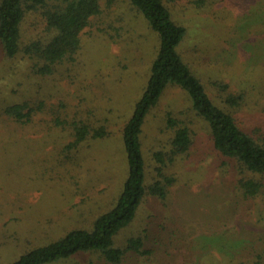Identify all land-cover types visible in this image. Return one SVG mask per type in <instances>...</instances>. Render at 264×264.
I'll use <instances>...</instances> for the list:
<instances>
[{
	"label": "rangeland",
	"instance_id": "rangeland-1",
	"mask_svg": "<svg viewBox=\"0 0 264 264\" xmlns=\"http://www.w3.org/2000/svg\"><path fill=\"white\" fill-rule=\"evenodd\" d=\"M63 2L47 0L48 7ZM163 2L186 28L177 51L214 104L251 136L264 137V0ZM100 8L75 59L51 75H35L26 55L8 59L0 46V107L25 102L32 110L25 122L0 112V264L72 230H92L122 193L129 171L123 129L147 87L160 37L129 0H101ZM49 35L41 12L28 13L21 44ZM241 92V108L225 102ZM192 104L169 83L145 118L146 186L158 178L155 153H170L178 129L188 128L191 146L165 160L162 175L175 178L166 197L146 195L114 236L120 248L141 236L147 251H128L121 264H264V191L247 198L239 183H264V175L221 155ZM81 124L105 135L75 146ZM49 264L106 263L98 252H79Z\"/></svg>",
	"mask_w": 264,
	"mask_h": 264
},
{
	"label": "trees",
	"instance_id": "trees-1",
	"mask_svg": "<svg viewBox=\"0 0 264 264\" xmlns=\"http://www.w3.org/2000/svg\"><path fill=\"white\" fill-rule=\"evenodd\" d=\"M101 0H64L62 4L48 7L47 0H1L0 46L8 59L20 53L33 62L35 75H51L64 61H71L81 47V33L91 23V18L101 13ZM140 11L149 26L159 34L160 44L151 66L147 87L136 103L134 113L123 129V140L128 160V176L116 205L101 215L92 230H72L64 237L35 248L21 255L12 264H49L69 258L79 252H98L106 264H121L128 251L143 254L144 240L141 236L128 240L124 248L114 245V236L134 220L136 212L146 195L164 199L168 187L175 178L163 176L165 160L173 162L186 153L191 146L190 131L180 128L175 132L173 148L169 154L155 153L158 178L146 186V171L141 151L140 134L150 109L154 107L167 84L172 83L185 90L192 98L193 110L209 125L214 148L224 157L234 159L246 173L264 175V137L255 138L243 130L235 117L218 108L207 94L204 86L182 61L177 47L186 34V28L174 20L163 0H129ZM175 1V0H168ZM40 11L49 37L22 45V26L30 12ZM227 89L228 85H221ZM245 93L229 94L225 102L241 108ZM17 122H25L32 110L25 102H16L0 112ZM74 145L83 142L88 135L100 137L105 131L81 124L76 129ZM240 188L247 198H254L264 191V183L256 178L243 177Z\"/></svg>",
	"mask_w": 264,
	"mask_h": 264
}]
</instances>
